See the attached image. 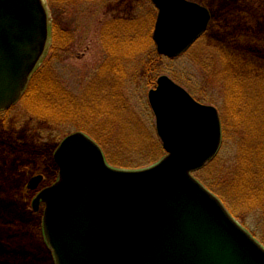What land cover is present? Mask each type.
Wrapping results in <instances>:
<instances>
[{"label": "water", "instance_id": "95a60500", "mask_svg": "<svg viewBox=\"0 0 264 264\" xmlns=\"http://www.w3.org/2000/svg\"><path fill=\"white\" fill-rule=\"evenodd\" d=\"M159 56L176 59L205 33L206 9L150 0ZM43 0H0V111L16 104L48 43ZM165 156L137 171L110 167L88 136L66 137L53 154L58 179L33 200L54 264H264V248L192 174L219 152L218 111L167 76L148 93ZM41 178L29 185L36 189Z\"/></svg>", "mask_w": 264, "mask_h": 264}, {"label": "rangeland", "instance_id": "374dc122", "mask_svg": "<svg viewBox=\"0 0 264 264\" xmlns=\"http://www.w3.org/2000/svg\"><path fill=\"white\" fill-rule=\"evenodd\" d=\"M201 1L211 9L216 20L206 37L188 53L170 60L150 54L151 35L139 34L134 38L125 35L121 39L124 42H119L121 47L113 43L111 35L106 36L117 18L137 20L147 32L151 27L152 34L157 11L150 0H43L50 14V31L42 62L46 67L44 73L53 82L42 88L32 84L28 102L20 101L7 112L0 113V247L6 248L0 252V258L12 259L11 264H23L25 254L32 253L38 264H53L43 240V206L34 212L32 201L41 190L57 181L58 171L53 165L52 154L67 136L81 129L88 130L84 134L90 138L94 133L104 144L108 165L118 170L146 169L164 156L160 159L152 157L154 146L161 147V143L156 136L155 120L147 98L156 80L163 75L186 89L201 104L218 109L222 120L230 127L228 138L222 142L213 162L192 176L218 198L240 227L264 248V209H250L249 201L240 200L234 189L236 184L232 183L239 161L237 142L246 136L234 123L240 116L231 113V107L236 105L232 92L240 85L236 74L240 69L225 65L217 47L219 41L243 36L256 41L250 43L255 45L253 49L261 46L253 67L257 69L256 73L245 76L240 87L242 91L243 88L246 90L245 98H242L246 104L264 105V80L261 78L264 73V0ZM51 26L56 28L55 36ZM50 47L57 53L54 57L48 53ZM114 53L118 54L113 57ZM116 60L122 62L125 74L121 89L128 105L125 116L118 117L111 103V117L88 120L87 98L76 117L57 115L53 103L60 107L64 103L69 109L72 103L75 106L78 101L82 102L80 98L94 93L98 82L106 83L111 69H117ZM153 66L162 71L155 73L149 68ZM110 84L109 79L107 85ZM60 95V99L53 101ZM96 105L102 106L100 102ZM95 130L101 133L97 134ZM246 139L250 140V137L246 136ZM38 175L44 176L43 180L36 189H28L29 180ZM14 228L19 229L20 236ZM26 251L28 253H24ZM13 252H18L19 256L9 257Z\"/></svg>", "mask_w": 264, "mask_h": 264}, {"label": "trees", "instance_id": "16d2710c", "mask_svg": "<svg viewBox=\"0 0 264 264\" xmlns=\"http://www.w3.org/2000/svg\"><path fill=\"white\" fill-rule=\"evenodd\" d=\"M51 11H52V8H51ZM53 19L52 21H54ZM138 26H140L141 28L139 29ZM143 26H144V23H143ZM51 30H52V34L55 36L56 28L51 26ZM150 32H151V27L147 32L146 28L145 27L142 28V26L139 25V22L137 20L117 18L115 20V25L114 26L111 25V29H108V34H106V36L111 35L112 36L111 38L115 41L113 43H116L118 44L119 47H121L119 42H122V43L124 42L121 39L125 38L126 37L125 35H130L131 38L132 37L134 38L135 36H138L139 34L151 35ZM250 38L251 37L243 36L235 40L219 41L218 46H217L219 49L218 53H219V56L222 62L228 67L234 68L235 70L240 69V71L236 73L239 77L237 79V83H239L240 85H242L243 80L246 79L245 76H247L248 74L256 73L257 69H253V67H255V64L257 63L255 61L257 58L256 54L261 52V46H259V48L253 49L255 45H252L250 43H255L256 41ZM149 42L151 45L150 54L157 56L155 49L151 44L152 43L151 38ZM54 47H55V44L53 45L52 48L54 49ZM52 48L49 49L48 53H51V57H54V55H57V53ZM115 54H118V53H114L113 57L115 56ZM115 62H117L116 63L117 69L115 70L111 69L112 70L111 74L109 72L110 77L108 78V80L110 79L111 81V84L109 86L107 85L108 80L106 81V83L102 81L98 82V85L94 93L90 95L84 94V97L80 98L82 102L78 101L79 102L78 104L80 105L77 104L74 106V104L72 103L69 109L68 107L64 105V103H62V107H60V105L53 103L54 107H56L55 112L57 113V115L58 114H63V115L68 114L70 115V117L71 116L76 117V115L80 112V110L84 108V104L86 102L85 98H87L88 99L87 113H90V116H88L87 118L88 120L95 119V118L102 117V116L111 117L112 116L111 115L112 111H111V106H110L111 103L114 104L112 106V110L116 112V115L118 117H122V115L125 116V113L128 112V105H127L126 99L124 98L121 92L122 85L124 82V76H123L124 72L122 70V64H121L122 62L120 60H116ZM118 65L120 68H118ZM149 68L151 70L153 69L155 73H157L158 71L159 72L162 71L157 66H153ZM118 69H120V72L118 71ZM45 70H46V67L44 65V62H42L39 68L36 70V72L32 76L28 84V87L21 98L22 102H28L27 99L30 96L29 90L32 84L36 83V86L38 88H42V87H46L47 83L49 85V83L52 81L50 80L51 77L46 75V73H44ZM118 72L120 73V76L117 75ZM259 73L261 74V72ZM43 74H44V77H43ZM46 78H48V80H46ZM261 78L264 80V73L261 74ZM115 83H118V84L115 86ZM240 85L238 86V90L232 89L233 90L232 98H234L233 100H236V103H235L236 105L234 108L231 107V111H232L231 113H233L234 116L236 114L240 116V117H237L234 123L243 135L250 137V140L246 139V136H245L244 138H241L237 142L236 147H237V155H238L239 161H238V168L233 177L234 181L232 183L236 184L234 189H237V195L240 197V200L249 201L250 203L249 205L251 206L250 209L252 210H254L255 208L264 209V105L259 106V105L246 104L245 101L242 99V98H245L246 90H244L243 88V91H242V87H240ZM51 88L56 89L55 85H51ZM62 92L64 96H67L64 93V91ZM49 95H50V90H49ZM46 96L48 95L46 94ZM60 98H61V95L55 97L53 101H56L57 99H60ZM96 102L97 103L100 102L102 106L96 105ZM79 116L80 115H78L77 117ZM243 119H246V120H243ZM65 122L66 121H64L63 123ZM87 123H90V122H87ZM221 123H222V140L225 142L228 138L230 127L227 124H225V121L222 120V117H221ZM124 124L125 126L126 125L128 126L127 123H124ZM232 127H233V124L231 126V129ZM87 131L88 130L86 129L80 130V132H83L86 134H87ZM256 131H259V133H257ZM96 133L100 134L101 132L96 131ZM91 138L94 139V141L100 146V148L103 151L104 144L103 142H101V139L98 140V137H96L94 133L91 135ZM154 147H155L154 155L152 157L154 159H157V158L160 159L164 155V152L158 144ZM105 158H106V155H105ZM106 161L108 160L106 159ZM139 169L141 168H138V170ZM225 196L228 197L226 194ZM14 231L16 232V234H18V236H20V233L17 232L19 231V229L14 228ZM9 240L10 238L8 237V241ZM2 250L6 251V248L4 246H1L0 252ZM24 253H28V251ZM46 254L48 255V258L51 260V255L47 250H46ZM23 255L24 254H22V256ZM18 256H19L18 252H13L9 257L17 258ZM11 260L12 259L0 258V264H11L10 263ZM24 260L25 261H23V264H29V263L32 264L33 261H35L34 263L38 264L36 255L32 253L25 254Z\"/></svg>", "mask_w": 264, "mask_h": 264}, {"label": "flooded vegetation", "instance_id": "af4514ba", "mask_svg": "<svg viewBox=\"0 0 264 264\" xmlns=\"http://www.w3.org/2000/svg\"><path fill=\"white\" fill-rule=\"evenodd\" d=\"M187 2H189V3H192V4H196V5H198V6H200V7H202V8H204V9H206L207 11H208V13H209V16H210V20H209V23H208V26H207V29H206V32L204 33V35H202V39L203 38H205L206 37V34H207V32H208V29H209V27H210V25L212 24V22H214L216 19H215V15L213 14V12L211 11V9H209V7H206V6H204L203 5V3H202V1L201 0H186ZM153 26H154V24H153ZM238 38V37H237ZM236 38V39H237ZM201 40V39H200ZM199 40V41H200ZM235 40V39H234ZM199 41H197V42H199ZM196 42V43H197ZM0 113H4V112H0ZM35 178H41L42 180H43V178H44V176H42V175H38V176H35V177H32L30 180H29V182L31 183V181H33ZM41 180V181H42ZM30 183H29V185H30Z\"/></svg>", "mask_w": 264, "mask_h": 264}]
</instances>
